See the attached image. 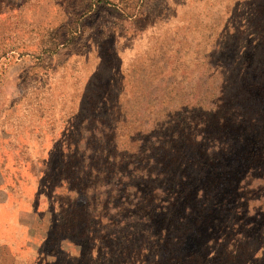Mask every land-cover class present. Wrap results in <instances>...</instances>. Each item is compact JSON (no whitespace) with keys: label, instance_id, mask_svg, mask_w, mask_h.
<instances>
[{"label":"rangeland","instance_id":"obj_1","mask_svg":"<svg viewBox=\"0 0 264 264\" xmlns=\"http://www.w3.org/2000/svg\"><path fill=\"white\" fill-rule=\"evenodd\" d=\"M237 72L264 78V0H0V264H127L160 221L147 189L216 166ZM224 122L239 146L258 120ZM240 156L212 190L240 187L229 211L165 203L152 264H264V168Z\"/></svg>","mask_w":264,"mask_h":264},{"label":"trees","instance_id":"obj_2","mask_svg":"<svg viewBox=\"0 0 264 264\" xmlns=\"http://www.w3.org/2000/svg\"><path fill=\"white\" fill-rule=\"evenodd\" d=\"M228 69L230 68L225 66L222 70L226 71ZM217 82L221 90L218 94L216 103L217 111L214 110L213 115L219 114L222 120L221 124H219L220 126L214 127L212 129L213 135L215 136L214 142L217 145V148L210 150L206 146L203 150L204 154L210 155L212 158L216 157L215 154L218 155L217 160H214L216 166L214 169L210 170V172H202V170L210 169V165H205L202 163L199 169H194L193 171L196 179L189 185L186 183V186H184L183 181L185 180V177L189 176L186 174L183 175L178 169L175 168L172 169L170 173L167 172L164 174V182L169 184V190L164 188L162 191H158V189H154V187L147 189L149 198L146 200L152 205V210L154 212H158L157 215L160 217V221L156 222L152 220L151 216L148 218V235L144 238V240L134 243L129 248V261L127 264L153 263L154 258L152 257V254L155 250V242H160V240L163 239L165 233L168 232V229L166 228L167 223H163L165 220L163 218L165 215L164 212H166V214H172L169 206L165 205V203L169 205L173 204V206L178 205V207L185 209L189 205L187 203L189 198H192L195 204L201 202L202 206H206L208 203L212 208H219L222 211H229L231 202H234V200L238 198V195L235 193L238 192L240 187H237L236 189L234 188V190H232V182H228L226 184V188H224V191L223 189H220L222 192L221 194H212V190L215 189V187H218L219 185L223 186L225 183V181L220 177L223 175V171H226L228 168L229 160H225L226 158L229 159V157L233 155H236V157L241 155L240 158L244 159V157L249 156L244 161L243 168H245V166L247 169H249L251 166L254 167L256 161L261 162L257 168H264V105L261 106L258 114L251 110L253 109V103L257 98L263 100L264 78L257 77V79L253 80L251 78L245 79L243 78L242 73L239 74V72H237L236 74L228 73L226 76L218 79ZM234 114H236V116H238L240 119H249L251 121L254 119L258 120V123L255 126L248 125L245 131L240 132L239 139H242L241 145L239 146H235L234 141L229 142L227 133H222L225 131L223 129V125L225 123L224 121L229 119ZM213 119L214 118L211 119V123L213 122ZM243 135L248 136V138L244 139ZM246 154L247 156H244ZM252 167L250 169H252ZM181 174L184 176L183 181ZM229 183L231 185H229ZM187 186H191L192 191L183 190V187L186 188ZM176 215L177 213L172 215V219L175 221L178 218ZM236 224L237 222L232 225L231 230ZM195 226H198V224ZM195 226L193 228H195ZM208 229L212 230V227H208ZM85 256L86 253L85 250H83L81 255L73 256L72 259L75 262H80L85 260ZM95 257L96 256H92L88 258V260H93ZM100 258V256L96 257V259ZM119 261L120 264H124L120 258ZM75 262L74 264H77V262Z\"/></svg>","mask_w":264,"mask_h":264}]
</instances>
